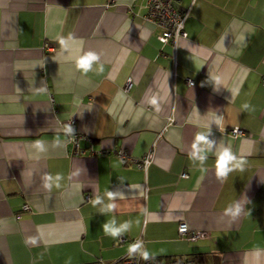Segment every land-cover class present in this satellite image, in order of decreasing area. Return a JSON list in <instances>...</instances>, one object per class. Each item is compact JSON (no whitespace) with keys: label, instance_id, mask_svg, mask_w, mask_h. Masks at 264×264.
I'll use <instances>...</instances> for the list:
<instances>
[{"label":"crops","instance_id":"1","mask_svg":"<svg viewBox=\"0 0 264 264\" xmlns=\"http://www.w3.org/2000/svg\"><path fill=\"white\" fill-rule=\"evenodd\" d=\"M173 5L176 45L147 0H0V264L109 261L136 238L160 259L264 264V0ZM224 148L245 162L218 177Z\"/></svg>","mask_w":264,"mask_h":264},{"label":"built area","instance_id":"2","mask_svg":"<svg viewBox=\"0 0 264 264\" xmlns=\"http://www.w3.org/2000/svg\"><path fill=\"white\" fill-rule=\"evenodd\" d=\"M113 0H107L110 2ZM175 0H147L148 6V17L151 18L161 29L158 34V39L161 42H171L173 45H176L177 40L180 37H184L186 35V31L184 28V23L187 17V10L177 9L173 2ZM237 127L232 128V133H240ZM70 141L76 143V135L73 134L70 137ZM76 150H74L75 152ZM124 155V153H122ZM150 161V155L146 154L143 158L137 161V166H146V164ZM23 208H27L26 205H23ZM181 228H186L185 231H181ZM178 232L180 235H184L187 239H195L197 237H201L205 235L202 231L192 232L188 230V226L185 222H181L178 225ZM119 241H123V238H119ZM143 242L141 238H136L133 240V244L137 242ZM144 249V246H143ZM154 258L144 260L140 253H134L131 257H129L128 253L125 255L105 261L102 259H95L89 262L83 263H71V264H198L197 261L191 257L186 256H172L168 259H160L156 256Z\"/></svg>","mask_w":264,"mask_h":264},{"label":"clouds","instance_id":"3","mask_svg":"<svg viewBox=\"0 0 264 264\" xmlns=\"http://www.w3.org/2000/svg\"><path fill=\"white\" fill-rule=\"evenodd\" d=\"M59 44L60 45H66V40L61 37L59 39ZM99 60V56L94 53V52H88L86 54H83L82 56L78 57L76 59V68L78 71H81L84 74H87L89 72V70L92 68V65L94 63H96ZM104 72V66L100 65L98 73L97 74H102ZM151 104L156 106L157 111L159 110V105H158V101L155 97H153L151 99ZM244 109H248V104H244ZM68 132H73L74 129L69 125L67 128ZM37 147H39L41 150H43V142L42 141H36L35 142ZM201 144H206V145H210V142L207 139V136L205 134H197L196 138H195V143L193 145L194 149H196L197 151H202L200 149V145ZM201 160L204 159L203 156L200 157ZM236 161L235 165L233 166V162ZM245 161H237L236 157L234 156V154L232 153L231 149L229 148H224L217 156V161H216V172H217V176L218 177H226L228 175L229 172L233 171L234 168H240L241 170H243V163ZM58 178H59V174H58ZM48 179H51V177H48ZM46 187H48L49 185H45ZM57 187H59V185H57ZM108 199L112 200L114 199V194L112 192H109L108 194ZM101 203L99 198H95V200L93 201V206H95V204ZM116 208V205L114 203H109L107 204L104 209H102V211H112L113 209ZM227 211L231 212L232 215H238L240 212V208L239 206L236 207V209L233 211L231 208H229ZM104 231L106 235H110L112 239H116L122 232H124L125 230H127L128 228V224L124 223L122 224L120 227H114L113 223H107L103 225ZM186 228H181V231H185ZM139 252L141 257L144 260H148V259H152L154 258L153 255L148 251L143 249V242H137L134 244H131L128 246V255L129 257H131L134 253ZM259 250L257 251V255H259Z\"/></svg>","mask_w":264,"mask_h":264},{"label":"trees","instance_id":"4","mask_svg":"<svg viewBox=\"0 0 264 264\" xmlns=\"http://www.w3.org/2000/svg\"><path fill=\"white\" fill-rule=\"evenodd\" d=\"M192 256H193L192 258L195 259L198 264H202V260L198 258V255L197 254H194ZM186 257H188V256H186Z\"/></svg>","mask_w":264,"mask_h":264}]
</instances>
